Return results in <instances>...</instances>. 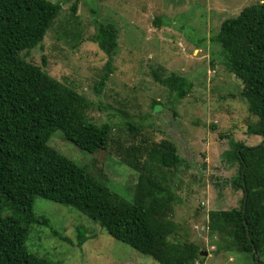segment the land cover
<instances>
[{
	"label": "rangeland",
	"instance_id": "rangeland-1",
	"mask_svg": "<svg viewBox=\"0 0 264 264\" xmlns=\"http://www.w3.org/2000/svg\"><path fill=\"white\" fill-rule=\"evenodd\" d=\"M48 1L60 3L61 10L40 47L21 57L85 97L90 103L87 119L97 125L108 123L111 132L108 149L93 154L64 141L60 131L47 145L86 166L113 193L129 201L137 173L119 161L117 150L142 151L163 139L172 140L184 162L175 176L178 200L171 216L179 231L169 240L194 243L206 254L204 264H253L246 254L214 252L223 241L211 237L205 227L209 211L239 208L243 198L234 187L237 166L224 155L229 150L225 136L246 146L262 140L247 135V125L257 118L249 114L240 96L241 82L225 68L218 45L210 39L222 21L260 0H78L75 15L70 11L75 0ZM95 22L114 25L118 42L113 72L99 94L93 87L104 72L107 56L92 41ZM173 73L192 83L189 94L177 101L157 81ZM128 122L137 129L128 131ZM33 211L49 226L33 227L25 246L51 262L156 264L71 207L36 197ZM78 228L92 237L82 247L76 245Z\"/></svg>",
	"mask_w": 264,
	"mask_h": 264
},
{
	"label": "trees",
	"instance_id": "trees-1",
	"mask_svg": "<svg viewBox=\"0 0 264 264\" xmlns=\"http://www.w3.org/2000/svg\"><path fill=\"white\" fill-rule=\"evenodd\" d=\"M77 1L70 7L73 15ZM60 10V3L48 0H0V264H58L25 246L33 227L49 226L33 211L36 197L73 208L109 237L156 264H204L194 243L169 240L179 231L171 216L178 200L175 176L184 162L172 140L163 139L142 151L117 150L119 161L137 173L129 201L113 193L86 166L47 145L60 131L64 141L93 154L108 149L111 132L108 123L97 125L87 119L90 103L85 97L21 57L40 47ZM95 26L92 41L107 56L93 87L99 94L113 72L118 42L114 25L95 22ZM210 41L218 45L228 72L241 82L240 96L249 114L257 118L247 125V135L262 140L246 146L225 136L229 150L224 155L237 166L234 187L243 198L239 208L209 211L205 229L223 241L214 252H238L249 255L253 264H264V0L222 21ZM157 81L169 89L174 101L192 88L191 81L178 73ZM126 127L130 132L137 129L129 122ZM76 232L78 247L92 239L81 228Z\"/></svg>",
	"mask_w": 264,
	"mask_h": 264
},
{
	"label": "water",
	"instance_id": "water-1",
	"mask_svg": "<svg viewBox=\"0 0 264 264\" xmlns=\"http://www.w3.org/2000/svg\"><path fill=\"white\" fill-rule=\"evenodd\" d=\"M245 201H246V199H244V200H243V202H244V205H245ZM205 255H206V254H203V256H205Z\"/></svg>",
	"mask_w": 264,
	"mask_h": 264
},
{
	"label": "crops",
	"instance_id": "crops-1",
	"mask_svg": "<svg viewBox=\"0 0 264 264\" xmlns=\"http://www.w3.org/2000/svg\"><path fill=\"white\" fill-rule=\"evenodd\" d=\"M260 144V143H259ZM256 146V145H255Z\"/></svg>",
	"mask_w": 264,
	"mask_h": 264
}]
</instances>
